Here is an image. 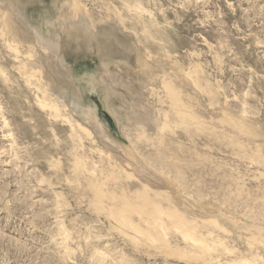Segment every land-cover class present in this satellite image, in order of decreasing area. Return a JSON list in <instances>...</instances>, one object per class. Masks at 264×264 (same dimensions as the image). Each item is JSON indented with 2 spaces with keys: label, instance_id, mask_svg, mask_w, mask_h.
Returning a JSON list of instances; mask_svg holds the SVG:
<instances>
[{
  "label": "rangeland",
  "instance_id": "rangeland-1",
  "mask_svg": "<svg viewBox=\"0 0 264 264\" xmlns=\"http://www.w3.org/2000/svg\"><path fill=\"white\" fill-rule=\"evenodd\" d=\"M19 1L22 29L0 13V264H264V0ZM58 11L53 70L35 31Z\"/></svg>",
  "mask_w": 264,
  "mask_h": 264
},
{
  "label": "bare ground",
  "instance_id": "bare-ground-1",
  "mask_svg": "<svg viewBox=\"0 0 264 264\" xmlns=\"http://www.w3.org/2000/svg\"><path fill=\"white\" fill-rule=\"evenodd\" d=\"M23 7V5L21 6V1H19V0H0V13H5L6 15H8L7 17H5L4 18V22H8L9 23V21L11 22V21H15V23L18 25V27L19 28H21L22 29V27H24L23 26V24H22V17H23V15H22V8ZM57 10V9H56ZM1 11H3V12H1ZM47 14V13H46ZM44 15V14H43ZM58 15L59 16H46L45 15V17H42L43 19H42V23H41V29H40V31L39 30H36L35 31V33H37V35L35 36V39H36V46L39 48V49H42V50H44L46 53H45V55H43V57H44V59H43V61H45L46 62V65H48L51 69H55V70H58V67L57 66H59L60 68L62 67V65L64 66V59H63V57H61L60 55H58L57 53H56V51H55V49H59L60 48V44H59V41H57V40H55V38L53 39L50 35H56V34H53V31H51V29L52 28H54V26H56V20L57 21H59V23H60V20H61V18H62V20H61V23L63 24L64 23V21L63 20H65V17L63 16V15H61V14H59V11H58ZM82 20V19H81ZM58 23V22H57ZM58 25V24H57ZM61 25V24H60ZM59 27V26H58ZM24 29V28H23ZM35 29V28H34ZM60 29H61V27H60ZM45 31H47L48 33H49V35H44L43 34V32H45ZM84 31V32H83ZM82 32L83 33H81L82 34V36L83 37H80V36H77V37H75V39L74 40H77V42L79 41V40H84L85 42L87 41V42H89V43H91V42H93V41H96V40H94V38H92V37H89V35H88V32L87 31H85V30H83ZM31 33V30L30 29H28L27 27L24 29V34L26 35H28L29 36V34ZM80 34V33H79ZM108 34V36L109 37H112L113 36V34H112V32H109V33H107ZM107 34H105V35H107ZM55 37V36H54ZM67 37V36H66ZM108 40V39H107ZM75 42V41H74ZM88 43V44H89ZM95 43V42H94ZM115 44V43H114ZM77 46V45H76ZM102 46H103V44H102ZM106 46V45H105ZM118 49V48H117ZM110 52H111V50H110ZM119 52V51H118ZM44 53V52H43ZM42 53V54H43ZM111 54V53H110ZM106 59V58H105ZM107 60V59H106ZM57 63V64H56ZM104 65L105 66H107L106 65V62H105V60H104ZM59 68V69H60ZM31 69V68H30ZM106 73V72H105ZM108 73V72H107ZM26 74V73H25ZM108 75V74H107ZM106 75V76H107ZM111 75V74H110ZM85 76L87 77V79H85V81L87 80L88 82H86V83H88L89 85V89H95V82H96V79H95V75H93V74H88V73H85ZM86 77H84V78H86ZM83 78V79H84ZM102 78L104 79L105 78V76H102ZM108 80H109V78H107ZM103 82V84H104V81H102ZM105 85V84H104ZM88 86H87V88H88ZM163 87H164V90H166V92L168 93V97L170 98V97H173L174 95H175V91H174V89H173V87L172 86H170V85H168V84H166L164 81H163ZM105 89V88H104ZM117 89V88H116ZM90 90V91H91ZM109 90V89H108ZM89 91V92H90ZM109 91H112V90H109ZM93 92V91H92ZM107 92V91H106ZM132 92V91H131ZM132 93H140V92H132ZM107 94V93H106ZM142 94V93H141ZM144 96V95H143ZM68 97V96H67ZM145 97V96H144ZM141 99H143L144 100V98H142V95L140 96V100ZM68 103V102H67ZM81 108H83V107H81ZM145 108V107H144ZM74 109H76L77 111H78V107H75L74 106ZM146 109V111L148 110V108H145ZM150 109H151V114H152V112H154V107H151L150 106ZM81 111V110H80ZM115 111V110H114ZM139 111V110H138ZM76 112V111H75ZM79 112V111H78ZM82 112V111H81ZM141 112V111H140ZM113 113V112H112ZM144 115L143 116H141L140 118L141 119H144V120H142V121H140V122H143V121H149L147 118L148 117H145V113H143ZM129 116H128V118H130L131 120H141V119H138L137 117H136V119L134 118V116H138V115H136V113H135V111L134 110H132L131 111V113H129L128 114ZM82 116H83V118H85V119H88V118H90V117H88L87 115H83L82 114ZM147 116V115H146ZM95 131H96V133L98 134V138H100V141H102V140H104L105 141V138H104V133L100 130V129H98V128H95ZM94 134V133H93ZM97 139V138H96ZM98 141V140H97ZM103 142V141H102ZM99 143V142H98ZM104 145V144H103ZM121 163V162H120ZM122 164V163H121ZM136 168V167H135ZM137 169H139V168H137ZM136 169V170H137ZM141 170V169H140ZM147 172H148V170H147ZM145 175H146V173H145ZM148 201V200H147ZM126 205V204H125ZM154 205V204H153ZM143 206H147V204H144ZM132 207V206H131ZM122 209V208H121ZM137 209H138V207H137ZM153 209H157L156 207L154 208L153 207ZM152 211H154V210H152ZM151 211V212H152ZM121 212V211H120ZM137 212V211H136ZM147 214H150V212H147ZM122 215V214H121ZM123 216V215H122ZM120 218H122L121 216H119ZM155 217H157V216H154V218ZM122 219H125L124 217L122 218ZM124 221V220H123Z\"/></svg>",
  "mask_w": 264,
  "mask_h": 264
}]
</instances>
